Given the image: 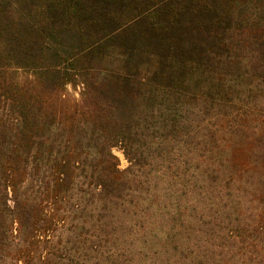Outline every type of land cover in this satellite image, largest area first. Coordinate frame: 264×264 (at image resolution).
<instances>
[{
	"label": "trees",
	"instance_id": "obj_1",
	"mask_svg": "<svg viewBox=\"0 0 264 264\" xmlns=\"http://www.w3.org/2000/svg\"><path fill=\"white\" fill-rule=\"evenodd\" d=\"M0 264H264V0H0Z\"/></svg>",
	"mask_w": 264,
	"mask_h": 264
},
{
	"label": "rangeland",
	"instance_id": "obj_2",
	"mask_svg": "<svg viewBox=\"0 0 264 264\" xmlns=\"http://www.w3.org/2000/svg\"><path fill=\"white\" fill-rule=\"evenodd\" d=\"M68 89V92L71 96L75 97V98H78V92H79V89H76V90H72L71 88H67ZM113 154L118 158L119 160V168L120 169H124L125 167H127L128 163L126 161V159L124 158L123 154H122V151L119 149V148H114L112 150Z\"/></svg>",
	"mask_w": 264,
	"mask_h": 264
}]
</instances>
